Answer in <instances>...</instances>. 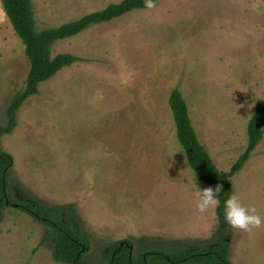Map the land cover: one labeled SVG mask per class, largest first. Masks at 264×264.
Returning <instances> with one entry per match:
<instances>
[{
    "label": "rangeland",
    "instance_id": "374dc122",
    "mask_svg": "<svg viewBox=\"0 0 264 264\" xmlns=\"http://www.w3.org/2000/svg\"><path fill=\"white\" fill-rule=\"evenodd\" d=\"M121 1L31 0L35 28L37 31L56 28ZM154 3L152 9H133L110 23L93 24L79 33L74 42L70 37L55 41L51 56L71 50L77 56L97 59V55L88 51L92 43L84 44V40L98 41L99 36L93 32L101 31L102 51L107 57L112 56V48L116 46L109 44V37L120 32L123 23L134 22L132 36L141 44L143 37L149 36V33L143 36L149 19L154 30L150 36L160 39L167 26L172 30L177 26L188 27L193 19L202 17L207 46L203 55L194 54L198 61L203 59V66H198L202 70L184 66L182 73L176 75L161 73V78L169 82L165 87L158 86L159 83L156 92H171L179 86L183 96H189L188 111L193 112L192 124L198 138L216 167L227 173L247 147L248 122L257 102L264 98V0H156ZM151 53L155 54V50ZM143 55L146 60H152L144 51ZM101 60L114 64L105 57ZM29 66L25 45L0 0V125L7 124L6 109L14 94L25 88ZM82 67L62 68L40 82L38 93L28 96L19 107L15 129L0 135V148L14 158L9 169L11 200L14 204L37 203L54 219L71 221L72 227L89 241L90 250L84 256L88 264H107L110 246L119 241H130L131 253L136 258L148 250L168 252L171 248L190 245H214L219 226L216 209L205 213L196 209L199 188L211 185L193 183L186 176L185 179L171 176L175 180L168 186L156 185L149 198H145L147 201L135 206L136 199L113 197L116 191L102 199L100 188L85 184L78 176H69L67 162L61 164L62 160L52 157L48 149L60 140L63 127L59 122L69 116L68 99L81 104L94 92H99V97L114 96L118 103L132 99L129 94L132 87L126 85L124 71L132 66H109V70L95 66L96 76L91 78ZM138 74L146 78L149 72L145 69ZM136 89L145 88L141 85ZM134 100L129 104L141 103ZM161 104L155 101L149 110L156 111ZM141 108L139 105V112ZM157 123L168 126L164 119L157 118ZM79 160L80 155L75 161ZM90 180L91 175L83 177V181ZM230 181L232 192L264 216V138ZM113 183L110 186L117 189L118 184ZM106 191L104 188L103 193ZM14 204L8 205L0 218V264H69L54 255L53 229ZM71 205H75L73 214L69 212ZM227 239L231 264H264V225L250 231L229 225ZM149 261L152 262L151 258Z\"/></svg>",
    "mask_w": 264,
    "mask_h": 264
},
{
    "label": "crops",
    "instance_id": "0c3cea01",
    "mask_svg": "<svg viewBox=\"0 0 264 264\" xmlns=\"http://www.w3.org/2000/svg\"><path fill=\"white\" fill-rule=\"evenodd\" d=\"M198 18L190 19L192 21L188 27L177 26L172 30L167 26L164 28L163 37L160 39L159 36L155 37L156 41L150 36L153 35L154 30L150 27L149 19L148 22L145 21L147 27L143 30V36L149 33L150 37L146 34L141 44L132 36L134 22L129 21L130 26L128 23H123L121 31L109 37V44L116 46L112 48L114 55L108 56L109 58L102 51L103 32H93L95 36H99L98 41L84 40V44L92 43L89 44L91 48L88 51L97 55V59L78 56L80 59L69 65L80 68L83 66L89 78L96 76L95 66L108 70L109 66L123 68L132 66L124 70L127 74L126 85L132 87L129 91L132 99L118 103L116 101L118 99L114 96L99 97V92L88 95L81 104L72 102L73 98L68 99L69 116L59 122L63 127L59 135L60 140L57 145L53 144L51 149H48L55 160H62L61 164L67 162L69 176H78L85 184L89 183L96 189L100 188L102 199L107 193L116 191L117 194L114 193L113 197L130 198L133 201L136 199L137 203L133 202V205L139 206L147 201L145 198H149L150 192L155 190L156 185L168 186L174 179L171 176H182L184 179L186 176L188 181L201 185L204 182L190 166L186 152L179 142L175 119L169 104L171 92L168 90L166 93H161L159 90L156 92L159 83L158 86L165 87L169 82L161 78V73L167 75L169 72L176 75L182 73L184 66H195V69L203 66V59L198 61L197 56H194V54L203 55L207 46L203 37L205 20L202 17ZM130 32H132L131 36L128 37L127 34ZM189 34L192 36L188 37ZM77 35L70 39L76 41L74 38ZM152 49L155 50V54L151 53ZM143 51L147 56L150 55L151 61L143 57ZM69 53L72 51L70 50ZM74 55L77 56L76 53ZM101 57L110 59L115 65L110 60L107 61L111 64L102 61ZM88 66H91L90 69ZM145 69L149 72L148 77L143 78L142 74L138 77V72H143ZM141 85L145 89L137 90L136 88ZM184 97L186 103L191 102L189 96L184 95ZM134 99L141 103L134 106L129 104ZM155 101L162 103L161 108L156 111L149 110ZM139 105L142 106L143 113L139 112ZM192 113H189L191 121ZM157 118L159 121L166 120L168 126L159 125ZM142 127L146 130L142 131ZM165 140L166 143H163ZM78 155L80 160L75 161ZM177 157H181L182 160L178 161ZM87 175H91L89 182L83 181V177ZM111 182L118 184L117 189L113 185L110 186ZM104 188L107 189L105 193H103Z\"/></svg>",
    "mask_w": 264,
    "mask_h": 264
},
{
    "label": "trees",
    "instance_id": "16d2710c",
    "mask_svg": "<svg viewBox=\"0 0 264 264\" xmlns=\"http://www.w3.org/2000/svg\"><path fill=\"white\" fill-rule=\"evenodd\" d=\"M1 2L15 32L25 45V54L30 66L25 88L16 92L7 106L8 121L6 125H0V135L15 129L19 107L28 96L38 93L40 82L51 78L62 68L80 59L72 53H58L51 56V47L55 41L75 36L93 24L111 21L133 9L145 8L144 0H122L59 27L37 31L31 0H1ZM169 104L175 119L179 142L186 152L190 166L208 185L214 187L219 183L223 186L219 197L220 203L216 208L219 221L215 234L216 243L210 247L190 245L183 248H171L168 252L148 250L136 258L131 253V242L127 241L128 244H126L119 241L110 246L107 264H231L228 254L230 243L227 239L229 225L222 215L223 201L232 192L230 178L241 170L264 138V98L257 102L248 122L247 147L227 173L221 172L216 167L211 155L200 142L179 86L171 91ZM13 164L12 155L0 148V218L3 210L8 205L14 204L9 194V169ZM15 203L20 210L29 213L53 229V252L58 260L69 264H88L84 256L90 250L89 241L72 227L71 221L54 219L34 202L17 201ZM74 211L75 205L69 206L70 214ZM150 258L152 262L149 261Z\"/></svg>",
    "mask_w": 264,
    "mask_h": 264
},
{
    "label": "clouds",
    "instance_id": "9594fccd",
    "mask_svg": "<svg viewBox=\"0 0 264 264\" xmlns=\"http://www.w3.org/2000/svg\"><path fill=\"white\" fill-rule=\"evenodd\" d=\"M144 7L148 9L154 8V0H144ZM222 187L218 183L214 187L199 188L196 202L198 212L205 213L219 206ZM222 215L224 220L233 229L250 231L253 227L259 228L261 225H264V216L257 212L254 205H246L243 203L235 192H230L224 199Z\"/></svg>",
    "mask_w": 264,
    "mask_h": 264
},
{
    "label": "water",
    "instance_id": "95a60500",
    "mask_svg": "<svg viewBox=\"0 0 264 264\" xmlns=\"http://www.w3.org/2000/svg\"><path fill=\"white\" fill-rule=\"evenodd\" d=\"M14 205H17V204H14ZM126 244H128V243H126Z\"/></svg>",
    "mask_w": 264,
    "mask_h": 264
}]
</instances>
